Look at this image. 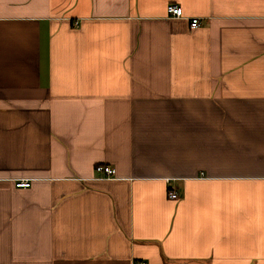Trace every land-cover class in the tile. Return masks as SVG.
Masks as SVG:
<instances>
[{
  "label": "crops",
  "instance_id": "obj_1",
  "mask_svg": "<svg viewBox=\"0 0 264 264\" xmlns=\"http://www.w3.org/2000/svg\"><path fill=\"white\" fill-rule=\"evenodd\" d=\"M141 262L264 264V0H0V264Z\"/></svg>",
  "mask_w": 264,
  "mask_h": 264
},
{
  "label": "built area",
  "instance_id": "obj_2",
  "mask_svg": "<svg viewBox=\"0 0 264 264\" xmlns=\"http://www.w3.org/2000/svg\"><path fill=\"white\" fill-rule=\"evenodd\" d=\"M167 12L170 16H174V17H181L184 14L183 8L173 3L167 6ZM201 24H202V21L200 17L191 18L190 26L192 28L199 27ZM95 169L103 177H112L116 173L115 167H113L110 164H98ZM30 184L31 183L29 180H22L20 182H17V186H21V187H27V186H30ZM169 197L173 199H177L178 193L174 189H172L169 191ZM141 264H146V263L141 262Z\"/></svg>",
  "mask_w": 264,
  "mask_h": 264
}]
</instances>
